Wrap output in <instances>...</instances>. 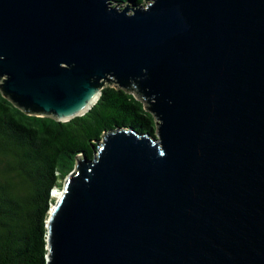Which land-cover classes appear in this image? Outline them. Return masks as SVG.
<instances>
[{"label":"water","instance_id":"water-1","mask_svg":"<svg viewBox=\"0 0 264 264\" xmlns=\"http://www.w3.org/2000/svg\"><path fill=\"white\" fill-rule=\"evenodd\" d=\"M115 3L0 0L14 107L68 122L116 86L156 122L77 157L46 264H264V0Z\"/></svg>","mask_w":264,"mask_h":264},{"label":"trees","instance_id":"trees-1","mask_svg":"<svg viewBox=\"0 0 264 264\" xmlns=\"http://www.w3.org/2000/svg\"><path fill=\"white\" fill-rule=\"evenodd\" d=\"M117 128L154 137L156 122L143 102L116 86L105 87L89 112L68 122L27 115L0 91V264L47 263L53 191L62 189L78 156L92 159L97 142Z\"/></svg>","mask_w":264,"mask_h":264},{"label":"rangeland","instance_id":"rangeland-1","mask_svg":"<svg viewBox=\"0 0 264 264\" xmlns=\"http://www.w3.org/2000/svg\"><path fill=\"white\" fill-rule=\"evenodd\" d=\"M54 191H55V195H56V197H57V194H59L60 191H59V190H54ZM53 194H54V192H53ZM53 194H52V197H53ZM55 195H54V196H55ZM53 198L56 200L55 197H53Z\"/></svg>","mask_w":264,"mask_h":264},{"label":"bare ground","instance_id":"bare-ground-1","mask_svg":"<svg viewBox=\"0 0 264 264\" xmlns=\"http://www.w3.org/2000/svg\"><path fill=\"white\" fill-rule=\"evenodd\" d=\"M56 190H57V189H56ZM60 194H61V193L59 192V194H57V197H59ZM54 195H55V192H54ZM54 197L57 198L56 195H55Z\"/></svg>","mask_w":264,"mask_h":264},{"label":"clouds","instance_id":"clouds-1","mask_svg":"<svg viewBox=\"0 0 264 264\" xmlns=\"http://www.w3.org/2000/svg\"><path fill=\"white\" fill-rule=\"evenodd\" d=\"M61 191V190H60ZM54 192V191H53Z\"/></svg>","mask_w":264,"mask_h":264}]
</instances>
